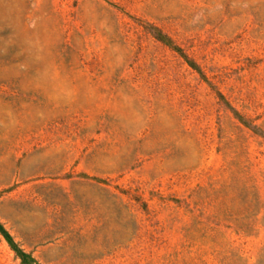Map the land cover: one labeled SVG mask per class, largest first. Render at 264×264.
<instances>
[{
  "label": "rangeland",
  "instance_id": "1",
  "mask_svg": "<svg viewBox=\"0 0 264 264\" xmlns=\"http://www.w3.org/2000/svg\"><path fill=\"white\" fill-rule=\"evenodd\" d=\"M0 222L38 264H264V0H0Z\"/></svg>",
  "mask_w": 264,
  "mask_h": 264
},
{
  "label": "trees",
  "instance_id": "2",
  "mask_svg": "<svg viewBox=\"0 0 264 264\" xmlns=\"http://www.w3.org/2000/svg\"><path fill=\"white\" fill-rule=\"evenodd\" d=\"M0 232L5 236L8 242L11 244L13 249L17 252L18 256L21 258L23 264H38L30 255L25 253L22 249H20L17 244L14 242L12 236L8 231L4 229L0 222Z\"/></svg>",
  "mask_w": 264,
  "mask_h": 264
}]
</instances>
